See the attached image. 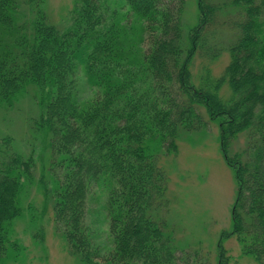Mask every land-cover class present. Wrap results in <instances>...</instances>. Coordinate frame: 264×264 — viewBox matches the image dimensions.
<instances>
[{
	"label": "trees",
	"instance_id": "trees-1",
	"mask_svg": "<svg viewBox=\"0 0 264 264\" xmlns=\"http://www.w3.org/2000/svg\"><path fill=\"white\" fill-rule=\"evenodd\" d=\"M45 3L0 0V111L27 97L38 106L24 109L23 143L0 130V263L23 250L14 223L38 181L84 264H212L169 228L160 165L211 122L237 182L231 234L264 263V0H75L61 26ZM225 53L220 77L206 66L197 80L199 58ZM93 189L104 195L107 244L86 222Z\"/></svg>",
	"mask_w": 264,
	"mask_h": 264
},
{
	"label": "rangeland",
	"instance_id": "rangeland-1",
	"mask_svg": "<svg viewBox=\"0 0 264 264\" xmlns=\"http://www.w3.org/2000/svg\"><path fill=\"white\" fill-rule=\"evenodd\" d=\"M74 6L75 0H46L45 11L50 22L61 26L67 24L65 21ZM197 14L196 5L191 6L187 18L195 23ZM225 37L228 40L231 38L226 33ZM229 62L230 55L227 53L213 62L199 58L194 69L195 76L198 80L207 66L213 77H220ZM222 94L229 96L227 87ZM22 101L19 106L23 109L0 111V130L3 134L14 136L20 143L26 141L30 131L25 113L31 111L35 114L38 110L34 99L29 101L27 97ZM220 133L216 122H211L209 128L202 132L185 133L178 141V152L160 159V165L169 176V228L174 230L181 247L205 252L212 264H221L222 248L227 264H264L245 254L237 236L231 234L237 182L223 154ZM42 145V151L46 153ZM38 172L37 179L42 175L40 168ZM38 184L37 181L31 189L27 188L31 186L28 185L24 190L23 212L14 223V238L23 250L10 251V257L0 264H84L71 254L66 241L57 233L54 211L51 206H46L45 194L37 191ZM47 185L52 187L50 183ZM104 202V195L93 189L86 222L93 229L97 242L107 244L108 223ZM226 233L230 236L223 239Z\"/></svg>",
	"mask_w": 264,
	"mask_h": 264
}]
</instances>
